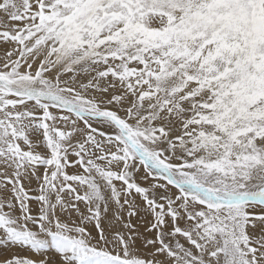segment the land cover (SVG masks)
Listing matches in <instances>:
<instances>
[{"label":"snow or ice","instance_id":"snow-or-ice-1","mask_svg":"<svg viewBox=\"0 0 264 264\" xmlns=\"http://www.w3.org/2000/svg\"><path fill=\"white\" fill-rule=\"evenodd\" d=\"M0 264H264V0H0Z\"/></svg>","mask_w":264,"mask_h":264}]
</instances>
